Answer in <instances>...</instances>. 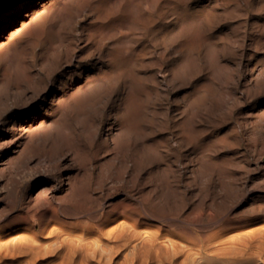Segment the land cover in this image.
Returning <instances> with one entry per match:
<instances>
[{
  "label": "bare ground",
  "instance_id": "obj_1",
  "mask_svg": "<svg viewBox=\"0 0 264 264\" xmlns=\"http://www.w3.org/2000/svg\"><path fill=\"white\" fill-rule=\"evenodd\" d=\"M0 264H264V0H0Z\"/></svg>",
  "mask_w": 264,
  "mask_h": 264
}]
</instances>
